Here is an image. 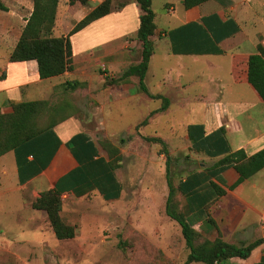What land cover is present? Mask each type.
Wrapping results in <instances>:
<instances>
[{"label":"crops","instance_id":"crops-1","mask_svg":"<svg viewBox=\"0 0 264 264\" xmlns=\"http://www.w3.org/2000/svg\"><path fill=\"white\" fill-rule=\"evenodd\" d=\"M182 1L167 0L164 2L162 8L169 15L167 18L161 17L158 24L156 22L157 15L154 13L155 31L151 37L153 52L144 76V84L146 90L149 89L150 82L157 74L155 68H152L153 60L156 58L160 62V67H163L164 73L153 84V87L156 88L154 97H158L157 99L160 101H162V98H164L163 100L166 99L165 105L169 107V111L166 110V107L161 111H153L155 113L149 112L145 117L148 119L147 123L142 125H149L155 129L154 134L145 136V138H161L165 146L168 147L167 153L164 154L169 156L185 148L191 154L196 155L190 159L191 167L184 175L178 174L176 171L178 168L173 170L172 176H177L176 181L180 178L184 179L188 174L194 172H206L204 170L211 167L221 157V155H208L205 147H203L205 137L220 127H224V138L231 150L242 148L247 155H250L264 147V102L257 98L246 83L235 81L232 73L236 56L252 54L246 48L249 44L255 52H257V44H261L264 48V35L262 33L264 32V17L251 11V5H245V2L249 3L251 0H206L190 8H185ZM239 2H241V5L238 4ZM87 4L83 6L84 11L75 22L93 8L88 7ZM58 15L59 12L57 17ZM138 15L139 10L133 0H125L119 10L109 12L103 17L92 21L70 37L74 69L61 75L64 80H68L70 76L76 77L78 72L79 76L75 79L80 81L83 80L82 77H86V80L89 79L88 86L83 85L81 91H84V95L87 97L85 107L88 105L93 106V109H89L88 112L95 114V131L84 128L88 125H84L82 121L74 116L65 117L54 126L55 136H40L33 141L30 148L24 146L0 155V183H5V181L11 183L10 188L7 186L4 191H0V195L4 192H10L11 194L7 197L11 196L10 200L12 199V215L15 221L13 223L19 228L33 229L39 233V238L21 241L43 242L46 237L45 230L54 240L56 239L49 225L46 212L31 207L32 202L42 191L54 186H58L63 190L61 193L60 216L65 223L74 226V232L78 222L82 221L78 201L92 197L105 200L90 181L71 185L72 176L70 177L69 174L76 171L78 162L72 154L71 147L68 146V140L76 133H84L91 141L95 142V138L99 136V130H106L101 134L109 137V133H115L116 130L128 131L138 125L136 121L128 122L125 125L113 121L108 123L105 113H108L114 104L118 105V101L123 98L127 100L130 98V106L133 109L136 108L139 102L149 101L151 97L145 92L137 91V87L133 82L135 78L117 84L118 86L110 85L104 89L102 82L106 75L105 70L103 73H97L92 69V65L101 63L103 57L112 58L111 47L105 48V45L112 41H118L116 45L120 49H124V47L127 49L132 42H138V46L140 45L141 48L140 41L136 38ZM210 15H216L220 23L234 22L238 30L217 43L221 50L220 53H181L184 49L195 47L194 43L198 46L201 45L205 42L204 39H207L206 37L212 36L211 32L209 29L204 28L206 30L204 35L190 26L181 33L170 34V31L188 23H200L202 17ZM210 23L214 29L218 30L214 20H211ZM113 27L118 31L112 35H103L102 37L96 35L107 32ZM229 27H233V25L229 24ZM78 35L80 36L78 37ZM124 36H129L131 40L123 41ZM113 45L111 44V46ZM116 45H114L115 48ZM99 48L104 49L101 54L98 56L91 54L92 49ZM159 48H161V53L157 54L156 51ZM128 49H131V46ZM78 54H81V56ZM221 57H225L226 61L220 60ZM169 63H171L173 69L168 65ZM0 64L4 67V76L0 78V92H4L5 95L0 101V112H8L11 110V102L22 101L17 94L20 93V90H25L21 86H26L27 83L33 82V80L39 81L40 78L38 77L35 60L10 62L5 56L0 58ZM204 64L207 65L206 69L210 74H208L206 81L194 84V80L198 79L196 73L202 69ZM223 72L227 76H224ZM88 76L95 81L93 88L91 78ZM86 80L84 81L86 82ZM224 80H226V83H224ZM242 85H247L251 92H248ZM136 95L139 98L137 102L134 99ZM70 96L71 94L67 95L68 99ZM90 96L94 97L93 101H90ZM40 99L46 98L41 97ZM106 104L108 106H105ZM179 110L191 117H194L195 113L199 116L194 117V120L183 118L176 120ZM162 113L165 116L164 119H162ZM151 114L154 115L150 116ZM90 121L89 118L87 123L89 124ZM167 122L170 123V126ZM163 123H166V125ZM177 125L181 127L176 129ZM168 127L169 130L166 132ZM178 130L181 132L179 136H177ZM140 134L143 135L142 132ZM190 134L197 143H193L189 137ZM57 140L59 142L55 146ZM124 141L125 138H120V142ZM178 143L181 144L180 147L184 148L180 149L177 146ZM194 146H199L200 149H196ZM101 154L99 150V155ZM160 155H163V153ZM120 160H118L119 166L121 165ZM116 169V180L121 187ZM167 174H171V172L166 170V176ZM218 178L220 181L214 178L213 181L224 188L225 193L210 206V213L217 224L220 237L231 243L251 242L258 238L263 240L251 251L247 258L233 257L221 264H258L264 258V206H258V198L264 195V167L234 188L229 187L238 179V173L233 167H226L219 173ZM165 184L167 186V177ZM183 201L184 199H182V208L189 215L190 212L186 204H183L185 201ZM3 204H0V226L6 234L10 232V229L5 226L9 221L3 222L1 220L5 213ZM243 215L245 217L242 218ZM206 224L210 223L199 221L194 227L200 230L208 239H214L218 235L217 230L211 224L213 229H210Z\"/></svg>","mask_w":264,"mask_h":264},{"label":"rangeland","instance_id":"rangeland-1","mask_svg":"<svg viewBox=\"0 0 264 264\" xmlns=\"http://www.w3.org/2000/svg\"><path fill=\"white\" fill-rule=\"evenodd\" d=\"M123 1L125 0H114L110 12L119 10L121 7L120 2L122 3ZM166 1L152 0L151 7L157 15V24L161 17L167 18L169 15L162 8L163 3ZM98 2L99 0L89 1L87 5L88 7H94ZM1 5L4 9L0 7V58L5 56L8 58L25 24L24 20L32 9V0H0ZM245 5H251V11L256 12L258 16L264 17V0H251L249 3L245 2ZM83 6L75 5L74 9L72 8L71 10H66V7L62 8L57 17L59 30L65 34L68 33L77 22L75 20L79 19L84 11L82 9L84 8ZM116 31L118 30L113 27L107 32L96 35L101 37L103 35L108 36L114 32L116 33ZM262 33L264 35V32ZM129 38V36H124L122 40L130 41L131 39ZM117 42L115 40L105 45V48L111 47L112 58L103 57L101 63L92 65V69L97 73H103L105 70L106 75L102 82L104 89L110 85L118 86V83L111 82V80L117 79L130 63L135 62L140 54L141 48L140 45L138 46V42H132L130 45L131 49H128L130 48L129 45L127 49L126 47L120 49L116 45ZM111 44L116 45V48L114 45L111 46ZM246 48L247 51L256 53L250 44ZM246 48L244 49L246 50ZM103 50L101 48L92 49L91 54L98 56ZM156 53H161V48ZM78 55L81 56V54ZM220 60L226 61V58L221 57ZM168 65L173 69L171 63ZM206 66L204 64L202 69L196 73L198 74V79L194 80V84L206 81L208 74H210L209 71L207 72ZM152 68H155L157 74L150 82L149 89L146 92L151 97L149 101L139 102L136 108L131 109L130 98L128 100L123 98L118 101V105L114 104L108 113H105L108 123L113 121L114 123L125 125L128 122L136 121L138 125L128 131L121 132L116 130L115 133H109V137L101 134L106 131L102 129L98 131V138L94 137L100 153L106 155L105 149L99 143L102 140L101 142H109L112 147L118 148L121 154V165L116 169L121 183L119 198L100 200L92 197L78 201L81 213L80 219L82 221L78 222L75 235L71 239L60 240L55 237L57 240H54L45 230V236L49 239L45 237L43 242H26L21 240L39 238V233L33 229L19 228L13 223L15 221L12 215V199L10 200L11 196L7 197L11 194L10 192L2 193L0 195V204L4 203L5 213L1 220L3 222L9 221L5 226L9 227L10 232L5 234L0 226V264H203L200 262H185L188 249L181 236L180 227L166 215L164 210L168 189L165 184L166 170L171 172L170 175L172 176L173 170L178 168L176 170L178 174L184 175L189 170L188 168L191 167L190 159L196 155L191 154L184 147V149L180 147L181 144L179 143L177 146L183 150L169 156L164 153L160 155L163 145L145 139V136L154 134L155 130L149 125L142 126L148 121L145 118L147 114L149 112L155 113L153 111H161L166 107V110L169 111V107L165 105L163 100L164 98L160 101L157 99L158 97H154L156 88L153 87V84L159 79L160 75H163L164 69L160 67V62L156 58L153 60ZM3 74L4 67L0 64V78L3 77ZM223 75L227 76L225 72H223ZM78 76L77 72L76 77L70 76V79H75ZM62 77L60 75L40 79L39 81L33 80V82L27 83L26 86H21L25 90H20V93H17L18 97L22 101L40 99L41 97L48 99L50 97L48 100L52 103L60 101L69 103L70 106L66 109L63 116H74L82 121L84 125H88V127L84 128H90L95 131V114L88 112L89 109H93V106L88 105L85 107L87 97L84 95V91H81L83 86H78L76 89L71 90L72 92L65 90L60 86L65 81ZM81 79H83L81 81L84 82L83 85L85 87L88 86L89 79L86 80V77ZM135 80L133 82L137 87ZM91 81L93 88L95 81L93 78H91ZM224 83H226V80H224ZM242 86L248 92H251L247 85ZM137 91L140 92L138 89ZM68 94H71L69 99L67 97ZM4 97V92H0V101ZM89 98L90 101L94 99L92 96ZM134 99L137 102L139 98L136 95ZM105 106L108 105L106 104ZM153 115L151 114L150 116ZM197 115L199 116V114L195 113L194 117H197ZM176 117V120L182 118L194 120V117L188 116L187 113L181 110L177 112ZM89 118L91 121L88 124ZM164 118L165 116L162 113V119ZM178 122L181 123L182 121ZM167 123L170 126V123ZM163 124L166 125V123ZM178 127L181 126L177 125L176 129ZM168 130L169 127L166 132ZM140 131L143 135L140 134ZM180 134L181 132L178 130L177 136ZM120 138H125V141L120 142ZM165 148L168 149L167 146ZM182 166L184 167L182 168ZM174 180H177V176H172V181L175 182ZM3 183H0V191H4L7 186L10 188L11 183L9 181ZM258 201L259 207L264 206V195L258 198ZM183 204L185 205V203ZM243 217L245 216L243 215ZM206 226L213 229L210 224H206ZM122 242L123 244H120Z\"/></svg>","mask_w":264,"mask_h":264},{"label":"trees","instance_id":"trees-1","mask_svg":"<svg viewBox=\"0 0 264 264\" xmlns=\"http://www.w3.org/2000/svg\"><path fill=\"white\" fill-rule=\"evenodd\" d=\"M89 1L32 0V9L8 55V60L10 62L35 60L40 79L72 71L74 63L70 36L92 21L108 14L112 10L114 0L98 2L66 34L58 28L57 14L62 8L66 7V10H71L75 5H85ZM204 1L206 0H183L182 2L185 8H190ZM133 2L139 10L136 38L141 44L140 54L136 62L130 63L121 75L111 82L120 84L135 78L137 89L146 93L144 76L153 52L151 37L155 31L154 11L151 7L152 0H133ZM0 7L4 9L2 5ZM211 20L216 22L218 30L211 25ZM229 24L233 27H229ZM189 26L204 35L206 32L204 28H207L212 36L206 37L205 42L199 46L194 43L195 47L182 50L181 53L185 54L220 53L221 50L217 43L238 30L234 22L220 23L216 15H210L202 17L200 23H188L173 29L170 34L184 32ZM232 73L235 81L246 83L257 98L264 102V48L261 44H257L256 53L236 56ZM83 84L84 82L77 79H68L60 86L65 90H73ZM10 108L8 112H0V155L24 146L30 148L33 141L40 136H55L53 128L65 118L63 115L68 104L64 101L52 103L47 99H33L11 102ZM224 132V127H220L205 137L203 147L206 153L210 156L221 155L211 167L204 170L206 172H194L184 179L174 180L175 182L172 181L170 174L166 176L168 192L164 210L166 215L180 227L181 236L188 249L186 263L221 264L233 257L244 259L263 241L262 238L251 242L224 241L211 216L210 206L225 193V189L213 181V178L220 181L219 173L231 166L238 173L236 182L229 186L234 188L264 167V147L250 155H247L242 148L231 150L224 138ZM189 137L193 143H197L191 134ZM145 139L161 143L163 145L161 153H167L161 138L146 137ZM58 142L57 140L55 146ZM68 146L71 147L72 154L78 162L76 171L69 174L70 177L72 176L71 185L90 181L105 200L117 199L121 189L115 175V169L119 166L118 160L121 159L118 148L112 147L109 142H100L106 155H99L95 142L84 133L74 134L68 140ZM194 148L200 149L199 146H194ZM62 191L58 186L42 191L31 204L32 208L46 212L54 236L60 240L71 239L75 235L74 226L65 223L60 216ZM182 198L190 212L189 215L182 208ZM199 221L210 223L217 230L218 235L214 239L205 237L200 230L194 227ZM258 264H264V258Z\"/></svg>","mask_w":264,"mask_h":264},{"label":"built area","instance_id":"built-area-1","mask_svg":"<svg viewBox=\"0 0 264 264\" xmlns=\"http://www.w3.org/2000/svg\"><path fill=\"white\" fill-rule=\"evenodd\" d=\"M263 252H264V248H263Z\"/></svg>","mask_w":264,"mask_h":264}]
</instances>
